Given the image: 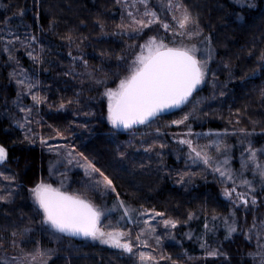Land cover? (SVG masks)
<instances>
[{"label": "trees", "instance_id": "16d2710c", "mask_svg": "<svg viewBox=\"0 0 264 264\" xmlns=\"http://www.w3.org/2000/svg\"><path fill=\"white\" fill-rule=\"evenodd\" d=\"M158 1L161 0H149L155 6ZM183 3L199 18V29L204 36L211 37L215 52L203 89L208 97L196 112L202 130L218 129L242 138L243 131H247L254 133L251 136L254 142H264L261 96L264 60L260 59L264 53V0H183ZM25 13H34V19L44 24L39 30L30 29L36 37L31 44L37 46L40 58V95L47 97L39 113L40 132L62 137L113 181L116 192L100 196L108 204L111 199L122 200L138 210L163 213L160 219L178 223L161 248L165 257L171 259H163L160 264H253L248 253L254 250L256 234L261 231L253 227V221L260 225L264 220V191L259 183L255 186L257 205L237 209L221 196L219 181L208 179L211 173L207 168L195 167L196 171L176 166L168 152L153 146L146 152L150 146L145 147L136 138L130 141L128 135L108 124L102 96L105 86L96 81L105 80L107 87L115 84L127 64L119 59L125 50L123 43L105 36L100 27L103 24L113 30L120 25L122 12L116 0H0V34L4 28L12 27V22H21ZM45 24L51 28L47 29ZM68 36L72 37L71 43ZM25 64L29 72L31 69L37 72V66ZM6 76V68L0 64L3 84L0 106L4 96L12 94ZM61 102L65 105L62 109ZM25 137L9 117L0 116V145L8 150L7 160L0 164V188L7 185L17 193L12 204H0V232L10 237L26 228L38 229L28 190L41 179L48 180L51 154L38 141ZM165 137L151 139L156 143ZM162 143L165 141L159 145ZM184 173L191 174L184 176V181L192 186L190 191L174 183ZM237 188L248 191L242 186ZM228 212L230 216L235 212L238 231L226 238L225 222H216L210 216ZM184 230L189 231V238L183 236ZM248 236L252 237L251 243ZM38 241L41 246L42 241ZM205 243L208 247H201ZM211 250L220 254L209 256ZM255 260L259 264V255ZM48 264H135V261L121 249L80 242L76 246H57Z\"/></svg>", "mask_w": 264, "mask_h": 264}, {"label": "snow or ice", "instance_id": "6c2138e0", "mask_svg": "<svg viewBox=\"0 0 264 264\" xmlns=\"http://www.w3.org/2000/svg\"><path fill=\"white\" fill-rule=\"evenodd\" d=\"M116 3L122 4L124 8H134L137 12L140 11L138 5L143 6V12L140 18H137L133 12L129 11L127 13L129 23L117 25L120 31L115 34H127L129 39L138 40L146 35L145 29L151 30L153 25L162 27L165 32L164 37L156 35L148 36L144 40V43L128 46L133 51L134 59L127 64V68L125 69L126 74L122 77H117L119 82L115 88L107 87L105 80L96 81L97 84L105 86L102 96L107 99V120L109 123L115 128L132 129L136 125L148 124L162 113L180 108L195 99L194 93L206 81L208 64L212 58L210 48L211 37L203 36L202 31L199 29V18L192 15L189 8L183 3V0H167L166 5L163 2L159 3L158 6L166 14H171V22L162 21L158 17L157 12L149 7V0H132L131 5L127 3V0H123V3L122 0H116ZM20 14L22 15V13ZM100 27L103 30L104 25L101 24ZM66 38L70 43L72 42L71 36ZM35 39L36 37H31V40L34 41ZM166 39L168 40L167 43L165 42ZM15 41H18L22 46L24 45V41H21L19 36H16ZM15 41L8 40L4 51H9L7 45L14 46ZM194 41H200L206 45L203 52ZM137 48L139 49L138 52L136 51ZM28 55L34 62H40V58L32 56L31 51L28 52ZM9 59H12V57L10 56ZM119 59L127 63L125 57H120ZM260 59L264 60V53L261 54ZM16 63L19 64V61L17 60ZM15 75V72L12 73L13 77ZM21 75L24 78L18 79L17 84L27 89L28 93H32L36 84L23 72H21ZM261 96L264 97V89H261ZM31 99L33 107L47 103V97H42L38 92L32 94ZM68 103H72V101ZM59 107L61 109L64 108V103L61 102ZM20 110L25 111L23 108ZM27 111L30 113L31 108L27 109ZM188 119L189 115L186 114L183 119L172 121V123L180 125L184 124ZM253 134L243 131V138L240 140V143L242 145L247 143V147L243 149L242 157L244 152L248 153V157L247 159L242 158L239 173L234 172L230 167H225L229 164V156L227 155L229 146L222 144V141L216 140L212 145L203 147L194 144L191 139H180L178 141L181 145H187L189 149L188 158L192 163L201 162L205 166L212 167L213 172L219 173L222 182L224 180L231 181L232 186L224 188L223 195L237 209L241 206L248 209L249 205H257L256 189L253 181H257L261 185V190L264 191V163L258 162L259 157L264 156V148H254L253 142L247 139V137ZM187 135H192L190 130ZM196 135L200 136L202 134L198 133ZM216 135L219 136L220 134L217 133ZM25 139H28V137H25ZM43 143L44 141H42ZM160 147L164 148L166 145L161 144ZM210 147H214L219 155H224V160L219 161L218 157L214 159L205 150ZM221 148H223V152H221ZM151 150V146L145 149L146 152ZM73 151L66 153L65 158L69 164L72 163ZM56 155L60 156V153L57 152ZM79 155L83 157V153H79ZM7 158L8 150L3 145H0V164L4 163ZM84 161L85 175L91 177L93 174H98L102 179L93 180L84 187L82 192L70 193L64 189L62 181L60 182V186H54L55 181L47 182L43 179L29 189L30 197L35 205V211L40 216L41 225L51 229L53 235L60 233L68 236H82L92 240H99L102 244L109 245L112 248L137 255V253H134V247L137 249L149 247L147 240L141 239L144 235V230L137 233L135 241H133L131 231L125 232L116 229L105 231L100 227L101 217L104 215V212L89 199L87 193L90 191L95 192L101 185L105 189V194L109 190L116 192V189L113 181L100 171L99 168H96L94 164L89 162L87 157H84ZM59 163L60 161L58 160L57 164ZM77 163L79 164V162ZM250 165H252L253 180L244 178V172L249 170ZM53 170L58 171V169L50 168V173ZM60 175L66 176V173L61 172ZM185 175L190 176L191 174L184 173L181 175L180 183L184 182ZM238 178L240 185L236 183ZM5 179L11 181L13 178L5 177ZM238 186L245 187L248 191L237 192ZM16 194L15 190L7 185L0 188V204H12ZM233 194H235V199H233ZM116 195L119 197V193H116ZM116 208L123 210L120 217L121 220L130 223L135 218L139 222L137 213L140 210L128 207L122 200H118L113 209L109 211H114ZM155 215L162 216L163 213H155ZM234 217L235 212H232L229 217L231 223H229V220H225L228 233L226 238L238 231L237 222ZM192 218L193 215L190 213L188 219L191 220ZM216 219L214 216L213 220ZM144 223L147 224L148 222L145 221ZM163 223L166 228L168 226L172 228L177 226V222L171 219H166ZM253 227H259L261 231L256 234L254 250L249 252L248 256L252 257L253 264H256L255 257L259 255V264H264V220L261 221L260 225H257L254 220ZM205 229H208L207 223H205ZM29 231L31 230L26 228L25 234ZM147 232L154 234L156 228L149 225ZM12 235L15 237L16 233ZM155 239L157 244H159L160 237L155 236ZM247 239L251 243L252 237L248 236ZM11 243L14 249L19 246L16 239H13ZM19 243L22 244L24 241L21 240ZM0 247H3V244H0ZM201 247L207 248L208 246L205 243ZM53 253L54 250H44L37 242V246L31 251H25L24 248H20L18 255L13 256L11 260L4 259L0 264H48ZM219 254L218 250L208 252V255L213 257ZM160 259L170 260L171 257L162 256ZM138 261L139 264H159V260L155 256L143 251L138 252Z\"/></svg>", "mask_w": 264, "mask_h": 264}, {"label": "rangeland", "instance_id": "374dc122", "mask_svg": "<svg viewBox=\"0 0 264 264\" xmlns=\"http://www.w3.org/2000/svg\"><path fill=\"white\" fill-rule=\"evenodd\" d=\"M239 2L243 0H238ZM163 2L165 5L167 4V0H161L158 1L159 3ZM123 3V0H122ZM127 3L129 5L132 4V0H127ZM122 17L121 23L128 24L129 18L127 13L129 11L133 12L137 18H140L142 12H143V6H139L140 11L137 12L134 8H124L122 4H119ZM149 7L157 12L158 17L164 21V22H171V14H166L164 10H162L159 6H155L154 3L149 2ZM28 8L26 7V10ZM28 12V11H26ZM18 16V15H16ZM12 27L4 28L2 30V33L0 34V58L2 60L0 61V64L3 68H6V74H7V82L8 85L12 88V94L10 97L4 96V100L0 106V116H6L9 117L11 122L17 126L21 131H23V135H26L27 137L34 139L38 141L42 146L45 147V149L51 154V157H49V162L47 166V182H53L54 186H60V182H63L64 189L68 192H82L84 190V187L91 183L93 180L102 179L99 177L98 174H93L91 177L85 175V168L83 167L85 161L84 158L79 155V153L75 150L73 146H70L67 142H65L62 137H59L58 135H51L48 136L46 134H43L38 129V123L40 121L39 113L42 110V104L36 105L33 107V101L31 99V95L34 93H39L41 89V81H42V72L39 70V63L40 62H34L33 59L28 55V52H32V56H38L39 53L37 52V46L31 44V37L33 34L31 33V27H34V29H38V27H42L44 24L39 22L37 19H34V13H25V15L22 18L21 22L15 21L14 24L12 22ZM47 29L51 28V25L45 24ZM39 30V29H38ZM120 31V29L115 28L113 30L111 29H103L104 35L109 36L111 38H114L118 41H121L124 45V53L122 57H125L127 60V64L131 62L132 59H134L133 51L128 46L129 45H138L144 43V40L147 39L148 36L156 35L158 37H164L165 32L162 27L158 25H153L151 30L145 29L146 35L142 39H129V36L127 34L117 35V33ZM16 36H19L21 41H24V45L22 46L18 41H15ZM204 36V35H203ZM27 37V39H25ZM206 37V36H204ZM8 40L15 41L14 46L13 45H7L9 48V51H4V48L7 44ZM165 42L167 43L168 40L166 39ZM198 44V46L201 48L202 52L203 49L206 47L205 44L201 43L200 41H194ZM171 46V45H170ZM211 60L208 64V73L210 69V63L213 60L214 57V49L211 47ZM136 51L138 52L139 49L137 48ZM23 57H22V56ZM199 55V54H198ZM206 55V53H205ZM12 57V59H9V57ZM25 58V60H24ZM19 61V64L16 63V61ZM123 61L120 59V62ZM25 62H28L32 66H37V72H34V69H31V72H29L26 69ZM121 72V75L119 77H122L126 74L125 69ZM16 73L15 77L12 76V73ZM21 72L26 74L35 84L36 87L33 89L32 93H28L27 89L22 88L17 84L18 79H23L24 76L21 75ZM207 73V76H208ZM207 78V77H206ZM119 80L117 79L115 81V84L109 86L112 88H115L118 84ZM0 86H3L2 83H0ZM205 86V83H203L198 91L194 93L195 99L186 105H183L176 111L158 116L154 120L150 121L148 124L145 125H137L134 126L132 129H124V128H115L111 125V123L108 124L117 132L124 133L125 135H128L129 140L131 141L133 138H136L137 140H140V142L145 146H153L158 147V149H161L163 151L168 152L170 155L174 157V160L176 162V166H181L184 168H192L195 169V167L199 168H207L209 172L211 173V176L208 177V179L212 180H218L221 184L220 186V193L223 199L228 200L223 195V189L224 188H230L231 181L224 180L222 182V178L220 177L219 173L213 172L212 167L205 166L201 162L192 163L191 160L188 158V152L189 149L187 145H181L178 143L180 139H191L194 144L199 145L201 147L206 145H212L214 141L220 140L222 141V144H226L229 146V151L227 155L229 156V164L225 167H230L234 172L239 173L240 171V164L241 160L247 159L248 153L244 152L242 157V151L244 148L247 147V143L241 144L240 140L242 139L241 135H230L227 132L223 130H210V131H203L202 130V122L200 119H198V116H196V112L199 110L202 103L205 102L206 98L208 97V94L203 91ZM18 93L20 94L18 96ZM105 98V107H106V114H107V99ZM23 108L25 111H21L20 109ZM31 108V112L29 113L27 109ZM188 114L189 119L185 121L184 124L176 125L173 124L172 121L175 120H181L183 117ZM41 115V113H40ZM107 119V115H106ZM23 125V127H21ZM189 130L191 131L192 135H187L189 133ZM202 134L200 136H197L196 134ZM219 133L220 135L217 136L216 134ZM159 135H167V137L163 139H158L156 143L151 139L153 137H159ZM253 136V135H252ZM150 137V138H149ZM143 138H149L148 140L143 141ZM248 140H251L253 142V146L256 149L264 148V142L256 143L252 140V137H247ZM165 141V143H162L166 145L163 149L160 147L159 143L162 141ZM42 141L44 143L42 144ZM154 142V143H153ZM73 151V159L72 163L69 164L67 162L66 153L68 151ZM206 151L209 152V154L215 159L218 157L219 161L224 160V155H219L214 147L206 148ZM59 152L60 156H57L56 153ZM221 152H223V148H221ZM60 161L59 164H57V161ZM89 161V160H88ZM79 162V164L77 163ZM91 162V161H89ZM258 162L264 163V156L259 157ZM50 168L52 169H58V171L53 170L50 173ZM252 165L249 166V170H246L244 172V178L248 180H253V173L251 171ZM1 170V167H0ZM196 170V169H195ZM197 171V170H196ZM64 172L66 173V176H61L60 173ZM190 174V173H189ZM183 175V174H182ZM177 177V176H176ZM181 176L177 179L175 178L174 183H178L180 187L183 190H192L191 184L184 181L183 183H180ZM51 179V181H50ZM184 180H186L184 178ZM216 182V181H215ZM237 185H240L239 178L236 180ZM254 187L258 185L257 181H253ZM33 187V186H32ZM110 191V190H109ZM108 191V192H109ZM237 192H241L236 189ZM29 193V190H28ZM89 199L92 200L93 203H95L101 210L104 212V215L101 217V224L100 227L105 230H120V231H131L133 241H135V236L137 233H140L142 230H144V235L141 237V239L147 240L149 247H141L139 249L134 247V253H137V255H130V257L135 261V264H139L138 261V252L143 251L145 253H151L153 256L159 260L160 262L163 261V259H160V257H165L163 254L161 248L163 246V241L165 238L170 236L171 233H173V229L171 226H168L167 228L164 226L163 221L166 219H160L161 216H156L155 213H160L153 210H140V212L137 213V216L139 217V222L136 221L134 218L132 222L128 223L125 220H121L120 217L122 215L123 210L116 208L114 211H109L110 209H113L114 205L117 204V201H114L111 199L110 204L107 203V199L101 198L100 196L105 195V189L103 185L100 186L95 192H88L87 193ZM30 197V194H29ZM31 199V197H30ZM233 199H235V194H233ZM32 200V199H31ZM33 202V201H32ZM34 203V202H33ZM126 205V204H125ZM35 206V205H34ZM128 207L132 209H136L135 207L131 205H127ZM142 213V214H141ZM37 215V213H36ZM216 217V222L224 223L225 220H229L230 213H220L211 215L210 219H213V217ZM38 218V229H30L31 231L27 232L25 234V230L22 231V233L16 235L14 238L10 237L4 233L0 232V244H3V247H0V259L3 261L4 259L11 260L13 256L18 255L19 249L24 248L25 251H31L37 246L38 240L42 241V245L40 246L42 249H52L54 252L56 251L57 246H76L80 242H89L92 244H97L99 246H109L106 244H102L99 240H92L90 238H83L80 239V241H77L75 239H72L70 237L64 236L63 234L56 233L52 234V230L48 229L47 226H42L40 223V216L37 215ZM147 221L148 223L145 224L144 222ZM178 224V223H177ZM156 228V232L154 234H149L147 232L148 226ZM155 236L160 237V242L157 244V241L155 239ZM183 236L186 238H189L191 235L189 234V231L184 230ZM172 237H170V240ZM16 239L18 242V247L13 248L12 247V240ZM23 240L24 243L20 244L19 242ZM178 243V241H177ZM185 255L187 257H191L190 254L183 250Z\"/></svg>", "mask_w": 264, "mask_h": 264}, {"label": "water", "instance_id": "95a60500", "mask_svg": "<svg viewBox=\"0 0 264 264\" xmlns=\"http://www.w3.org/2000/svg\"><path fill=\"white\" fill-rule=\"evenodd\" d=\"M181 107H182V106H181ZM177 109H179V108L171 109V110H169V111H167V112L162 113L160 116H162V115H166V114H170V113L176 111ZM156 118H157V117H156ZM136 126H137V125H136ZM73 237L84 238V237H82V236H73Z\"/></svg>", "mask_w": 264, "mask_h": 264}]
</instances>
